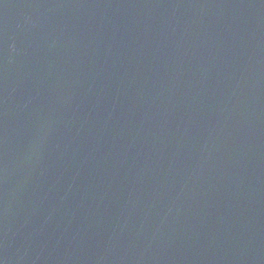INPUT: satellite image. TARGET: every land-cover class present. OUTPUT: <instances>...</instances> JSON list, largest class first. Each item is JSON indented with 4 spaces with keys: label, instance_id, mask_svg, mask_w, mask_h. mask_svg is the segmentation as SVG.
<instances>
[{
    "label": "water",
    "instance_id": "obj_1",
    "mask_svg": "<svg viewBox=\"0 0 264 264\" xmlns=\"http://www.w3.org/2000/svg\"><path fill=\"white\" fill-rule=\"evenodd\" d=\"M0 264H264V0H0Z\"/></svg>",
    "mask_w": 264,
    "mask_h": 264
}]
</instances>
